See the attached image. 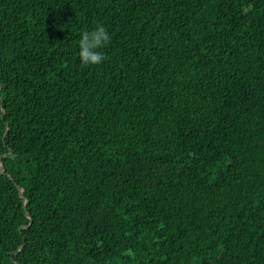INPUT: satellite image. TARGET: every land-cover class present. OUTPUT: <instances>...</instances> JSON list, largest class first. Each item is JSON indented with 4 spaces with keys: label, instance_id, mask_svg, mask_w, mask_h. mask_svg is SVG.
<instances>
[{
    "label": "trees",
    "instance_id": "obj_1",
    "mask_svg": "<svg viewBox=\"0 0 264 264\" xmlns=\"http://www.w3.org/2000/svg\"><path fill=\"white\" fill-rule=\"evenodd\" d=\"M0 264H264V0H0Z\"/></svg>",
    "mask_w": 264,
    "mask_h": 264
},
{
    "label": "clouds",
    "instance_id": "obj_2",
    "mask_svg": "<svg viewBox=\"0 0 264 264\" xmlns=\"http://www.w3.org/2000/svg\"><path fill=\"white\" fill-rule=\"evenodd\" d=\"M111 37L103 25H97L91 31H83L78 41V59L84 67L98 66L106 60L103 49Z\"/></svg>",
    "mask_w": 264,
    "mask_h": 264
},
{
    "label": "water",
    "instance_id": "obj_3",
    "mask_svg": "<svg viewBox=\"0 0 264 264\" xmlns=\"http://www.w3.org/2000/svg\"><path fill=\"white\" fill-rule=\"evenodd\" d=\"M1 166L3 167V164H2V163H1ZM20 191H21V195H22V197H23L24 203L26 204V199H25L24 196H23V190L20 189Z\"/></svg>",
    "mask_w": 264,
    "mask_h": 264
}]
</instances>
